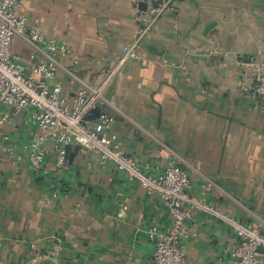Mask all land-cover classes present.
Instances as JSON below:
<instances>
[{
  "label": "crops",
  "instance_id": "1",
  "mask_svg": "<svg viewBox=\"0 0 264 264\" xmlns=\"http://www.w3.org/2000/svg\"><path fill=\"white\" fill-rule=\"evenodd\" d=\"M135 2L25 0L29 17L66 44L59 60L79 78L60 68L51 82L72 95L102 81L137 36ZM45 50L13 38L27 72ZM255 63L264 68V0H177L87 118L111 114L125 151L155 169L181 164L208 203L264 232V107L248 92ZM31 110L0 125V141L18 153L36 128ZM0 112H10L1 100ZM49 148L41 171L25 156L0 162V264H144L151 227L173 222L169 206L77 143L60 173ZM235 243L232 227L203 211L184 240L189 264H237Z\"/></svg>",
  "mask_w": 264,
  "mask_h": 264
},
{
  "label": "built area",
  "instance_id": "2",
  "mask_svg": "<svg viewBox=\"0 0 264 264\" xmlns=\"http://www.w3.org/2000/svg\"><path fill=\"white\" fill-rule=\"evenodd\" d=\"M24 1L0 0V100L10 107V112H0V125L13 123L18 113L30 108L27 122L36 128L19 153L14 144L0 141V162L25 156L34 170L41 171L51 146L56 155V168L61 173L71 146L77 143L95 151L103 163L113 162L130 180L137 181L150 195L159 197L169 206L173 222L167 230L157 224L151 227L152 251L144 264H189L184 240L194 230L201 211L232 227L236 243L229 250V256L237 264H264V232L259 225L244 222L233 213L223 212L208 203L203 190L181 164L155 169L137 153L125 151L119 134L111 130L115 121L111 114L102 112L95 120L87 118L105 102L104 92L122 64L137 56L140 39L162 15L176 10L177 0H136L137 36L134 41L124 46L122 57L102 81L95 86L82 82L72 95L64 93L60 80L51 82L60 68L79 79L59 60V56L69 54L68 47L46 35L40 19L30 18L24 11ZM141 3L145 4L144 8L140 7ZM16 35L46 47L45 57L34 63L30 72L21 68L20 57L12 52ZM254 69L248 92L264 107V68L255 63ZM6 138L8 136L3 140ZM57 264L66 262L58 257Z\"/></svg>",
  "mask_w": 264,
  "mask_h": 264
},
{
  "label": "water",
  "instance_id": "3",
  "mask_svg": "<svg viewBox=\"0 0 264 264\" xmlns=\"http://www.w3.org/2000/svg\"><path fill=\"white\" fill-rule=\"evenodd\" d=\"M141 6L144 7L145 4L144 3H141ZM36 264H41V263H36ZM51 264H54L53 262H51Z\"/></svg>",
  "mask_w": 264,
  "mask_h": 264
}]
</instances>
